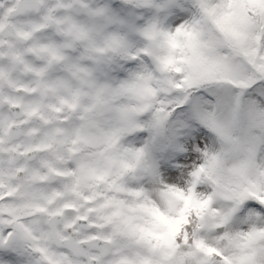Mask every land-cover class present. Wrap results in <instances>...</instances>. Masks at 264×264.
I'll list each match as a JSON object with an SVG mask.
<instances>
[{
	"label": "snow or ice",
	"instance_id": "6c2138e0",
	"mask_svg": "<svg viewBox=\"0 0 264 264\" xmlns=\"http://www.w3.org/2000/svg\"><path fill=\"white\" fill-rule=\"evenodd\" d=\"M0 264H264V0H0Z\"/></svg>",
	"mask_w": 264,
	"mask_h": 264
}]
</instances>
